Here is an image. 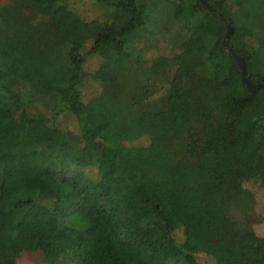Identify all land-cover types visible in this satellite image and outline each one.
Instances as JSON below:
<instances>
[{
  "label": "trees",
  "instance_id": "1",
  "mask_svg": "<svg viewBox=\"0 0 264 264\" xmlns=\"http://www.w3.org/2000/svg\"><path fill=\"white\" fill-rule=\"evenodd\" d=\"M66 1L0 0V264H201L213 241L215 264H264L234 187L264 153V86L236 58L264 83V0H94L104 20Z\"/></svg>",
  "mask_w": 264,
  "mask_h": 264
},
{
  "label": "rangeland",
  "instance_id": "2",
  "mask_svg": "<svg viewBox=\"0 0 264 264\" xmlns=\"http://www.w3.org/2000/svg\"><path fill=\"white\" fill-rule=\"evenodd\" d=\"M67 9L77 13L82 19L86 20H104L108 15L110 9L98 5L94 0H67L66 1ZM70 22L68 26H70ZM72 26V25H71ZM41 37V35H39ZM38 37V38H39ZM161 49L157 52L159 53H168L170 51L169 46L164 43L163 40L160 41ZM38 49L40 52L41 58L37 67L40 69L41 65L45 62V57L47 53L51 50V46L40 39L38 43ZM154 54V51L152 55ZM100 64V58L96 55H87L85 60V66L88 71H94ZM98 84L87 80L83 83L82 93L84 98L90 97L92 94L98 91ZM59 125L62 128H68L77 131V123L73 116L68 114H63L59 117ZM147 139L145 137L139 138L129 144H145ZM263 151L260 154L262 155ZM264 155V153H263ZM253 164L248 167L249 170H241L240 174L235 178L234 187L238 192H242L246 189H251L256 196L255 206L252 212V225L257 232L259 240L264 241V184L258 177V174L264 170V159L260 158ZM88 176L94 180L100 179V173L98 167L92 166L84 169ZM178 238L182 239V231H178ZM221 243L213 241L209 243L206 248L197 253L196 257L201 264H215L213 256L215 255V250ZM19 264H48L43 260V254L40 251L36 252H24L22 253Z\"/></svg>",
  "mask_w": 264,
  "mask_h": 264
},
{
  "label": "water",
  "instance_id": "3",
  "mask_svg": "<svg viewBox=\"0 0 264 264\" xmlns=\"http://www.w3.org/2000/svg\"><path fill=\"white\" fill-rule=\"evenodd\" d=\"M202 1H204L205 3H207L206 0H202ZM207 5L209 6V8H212L210 4L207 3ZM230 32H231V28H230V25H228V33H227V35H226V37H225V40H224V44H225L226 46L229 45V44H228V37H229ZM236 58H237V60H238V62H239V64H240V66H241V68H242L243 77H244L245 81L247 82L249 89L252 90V91H255V90H257L258 88H260L261 86H264V83H263V84H253V83H251V82L248 80L247 76H246L245 60H244L242 57L238 56V55H236Z\"/></svg>",
  "mask_w": 264,
  "mask_h": 264
},
{
  "label": "crops",
  "instance_id": "4",
  "mask_svg": "<svg viewBox=\"0 0 264 264\" xmlns=\"http://www.w3.org/2000/svg\"><path fill=\"white\" fill-rule=\"evenodd\" d=\"M21 255L18 257L16 264H19V259H20Z\"/></svg>",
  "mask_w": 264,
  "mask_h": 264
}]
</instances>
